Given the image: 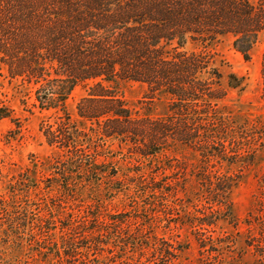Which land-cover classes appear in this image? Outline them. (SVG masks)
<instances>
[{
	"label": "trees",
	"instance_id": "16d2710c",
	"mask_svg": "<svg viewBox=\"0 0 264 264\" xmlns=\"http://www.w3.org/2000/svg\"><path fill=\"white\" fill-rule=\"evenodd\" d=\"M263 32L264 0H0V62L9 78L36 88L42 108L55 110V121L41 126L54 149V171L44 188L58 187L72 198L86 189L94 194L89 210L67 213L65 222L51 209H46L49 216L28 208L16 215L14 223L29 229L46 249V264H172L178 258L180 244L126 232V213L102 212L97 191L105 187L106 195H127L126 181L132 182L127 175L120 179L121 169L109 158L123 152H115L114 145L141 160L174 144L190 146L201 158L199 174L211 205L199 226H213L227 213L232 219L230 194L241 176L225 169L251 164L246 142L252 129L223 111L229 92L213 56L186 46L232 35L248 61ZM262 77L264 97V56ZM229 78V87L244 88L245 77ZM122 81L146 85L152 99L165 97L167 113L134 115L113 87ZM79 85L89 93L74 116L67 100ZM5 117L11 114L0 108V118ZM156 169L163 177L139 191L161 194V205L172 213L169 197L177 195L178 184L166 167ZM260 207L257 224L263 228L250 245L264 254V197ZM57 229L63 233L60 240ZM39 235L47 238L38 240ZM145 249L151 256L143 261ZM133 250L140 251L136 259L128 256Z\"/></svg>",
	"mask_w": 264,
	"mask_h": 264
},
{
	"label": "rangeland",
	"instance_id": "374dc122",
	"mask_svg": "<svg viewBox=\"0 0 264 264\" xmlns=\"http://www.w3.org/2000/svg\"><path fill=\"white\" fill-rule=\"evenodd\" d=\"M186 49L206 51L213 56L229 92L222 102L223 111L233 115L239 123L248 122L252 129L253 138L246 142L248 156L253 159L251 164L225 169L241 176L230 194L232 219H229V213L221 214L223 218L218 219L215 225L199 226V222L206 218L205 213H210L208 207L211 205L199 174L201 158L190 146L182 144H174L170 150L150 160H141L128 148L118 150L114 145L115 152H123L109 155V158L121 169L120 179L127 175L132 182L126 181L130 186L127 195L113 191L109 196L105 187H101L97 193L103 199L102 212L105 215L126 213L127 222L122 226L126 232H138L140 237L164 238L180 244L182 251L172 264H264V254L250 245L256 243L255 237H260L259 232L263 228L257 224V217L264 197V32L259 35L248 61L235 48L232 35L210 43L191 42ZM231 74L245 77L243 89L228 86ZM113 87L134 115L157 117L168 111L167 99L162 96L152 99L146 85L122 81ZM35 89L32 85L9 78L7 68L0 62V108L11 114V117L0 118V264H46V249L33 240L29 229L14 223L16 215L23 216L27 208L35 213L43 210L42 213L48 215L46 209H51L59 222H65L67 213L83 215L84 210H89V205L94 203L91 189L81 190L77 197L72 198L63 195L58 187L54 190L44 188L54 171V149L47 144L41 126L46 121L54 122L56 115L55 110L40 106ZM88 93L89 87L79 85L68 98L67 107L74 116L77 104ZM157 165L166 167V174L173 175L171 180L178 184L177 195L169 197L170 204L175 207L174 216L161 205V194L150 197L139 191L152 178L157 177L158 181L163 177L156 169ZM150 203H155V206ZM161 208L167 212L163 214ZM247 220H251L254 226H248ZM56 233L57 240H60L63 233L59 229ZM42 238L47 237L39 235L36 239ZM139 252L133 250L128 256L136 259ZM145 252L147 255L142 257L143 261L151 256L147 249Z\"/></svg>",
	"mask_w": 264,
	"mask_h": 264
}]
</instances>
